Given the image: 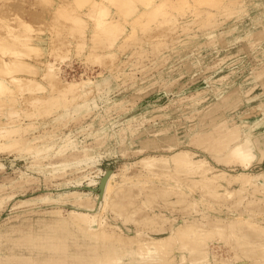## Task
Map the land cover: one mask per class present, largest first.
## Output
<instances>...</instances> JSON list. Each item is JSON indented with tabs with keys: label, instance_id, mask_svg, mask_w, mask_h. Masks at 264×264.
<instances>
[{
	"label": "rangeland",
	"instance_id": "obj_1",
	"mask_svg": "<svg viewBox=\"0 0 264 264\" xmlns=\"http://www.w3.org/2000/svg\"><path fill=\"white\" fill-rule=\"evenodd\" d=\"M146 1L147 8L138 4L141 7L137 6L138 15L120 16L116 12L124 30L120 29L123 35L118 31L121 37L118 36V40L115 35L117 43L111 40L112 47L108 46L109 41L99 37L91 41L89 22L82 32V29L77 30L78 24L75 28L65 26L76 17H84L89 6L85 1L0 0V42H5L0 43V77L7 79L12 90L15 88L7 96H0V129L4 127L2 131L12 137L0 140V264H135L137 256L133 247L123 245L133 237L135 229L140 228L133 219L148 221L151 214L161 212L165 214L161 215L164 220L155 219L157 226L172 230L182 219L189 218L191 222L195 216L191 208H168V204L165 206L154 196L156 202H151V196L148 198L144 191L137 192L136 186H130L129 195L122 199L108 196L110 199L105 204L107 199L100 196L105 173L109 170L117 174L115 187L124 182L139 185L141 181L140 186L154 184V189L177 184L179 175L176 174L192 175L190 182L181 181L179 185L198 200L203 182L196 173L188 169L178 172L161 164L143 166L151 155L165 153L163 157H168L174 150L162 147L168 141L171 148L177 145L176 149L191 150L213 165L222 162L219 168L236 166L234 171H239L246 166L254 174L264 172L261 148L256 150L257 156L253 159L235 161L230 154L225 155L223 150L226 149L221 152L222 147L216 148L208 140L210 135L219 133L223 124L228 125L230 119H233L229 124L231 129L225 126L224 132H230L228 136L232 138H226L232 142L243 141L249 134L255 144V135L264 132V0H164V4L163 0ZM152 8L156 13L154 17ZM145 9H150V13L146 11L151 17L149 20L152 19L148 24L145 21L149 17L143 15ZM162 9L169 10L167 16L160 15L158 11ZM196 9L204 11L191 15ZM206 11L208 14L204 13ZM141 15L147 19L138 18ZM143 22L145 24H141ZM135 23L138 24L136 30L132 27ZM2 49L14 50L4 53ZM16 49L25 55L19 56ZM11 57L23 59L24 66H15L9 60ZM49 62L55 66L51 70L47 67ZM27 65L32 66L35 73ZM8 68L15 69L10 75L19 82L15 78L13 83L9 74H4ZM14 73H18L21 80ZM30 81L43 82L48 92L33 95L19 90L20 83ZM236 91L242 94L241 102L228 106L235 98L230 102L225 98ZM55 98L62 100L61 103ZM49 101L54 102V106H47ZM229 109L232 111L228 112ZM201 123L205 125V133L193 135ZM17 128H21L19 135ZM174 129L178 131L174 133ZM166 130L171 132L167 138ZM13 139H21L20 144H14ZM212 148L215 149L212 151ZM257 185L258 189L251 195L262 198L257 202L245 199L246 192L254 189L248 186L243 190L242 199L234 195L221 199L218 205L228 207V215L233 216V206L241 204L245 216L251 221L261 220L264 225V188L259 182ZM77 191L93 202L92 215L94 223L99 225L97 228L107 223L123 233L106 241L87 227H78L72 222L69 217L75 210L71 193ZM206 200L213 203L211 198ZM152 203L156 204L154 209H150ZM207 204H199V207ZM159 216L153 214L152 217ZM99 220L105 222L101 224ZM161 221L165 223L159 225ZM105 232L102 234L111 233ZM214 235L209 241L212 258L226 256L229 263L237 264L233 258L242 252L234 248L233 237ZM249 240L260 239L251 237ZM118 258V263H111Z\"/></svg>",
	"mask_w": 264,
	"mask_h": 264
},
{
	"label": "bare ground",
	"instance_id": "obj_2",
	"mask_svg": "<svg viewBox=\"0 0 264 264\" xmlns=\"http://www.w3.org/2000/svg\"><path fill=\"white\" fill-rule=\"evenodd\" d=\"M81 1H85V2H87L86 5H89L87 10L85 11L84 17L83 16L82 17L74 16L76 18L72 19V21L70 23H66L65 26H72L73 27V25H74V28H75V25L78 24V27H76V28H77V30H81L82 29L81 30V32H82L83 29L86 28V26H87V24L89 22L91 24V28H92V31H90L91 39H93L95 37H99L103 41L104 40L105 41H109L108 42L109 43L108 46H112L113 47V45H114L113 42L114 41L116 42L115 38L117 37V40H118V36L120 37V35L117 34L118 31L120 29L122 31L124 30V28H121L122 24L119 25L120 22H118V20L116 18L117 15L115 16L116 12H117V14H120V16H121V14L122 15L126 14L128 17H129V14H131V15L134 14L135 15L136 12L139 9L138 7H140L138 4L141 3V6H142V4L144 5L146 0H81ZM165 1L168 2L169 0H165ZM181 1H183V0H181ZM152 2H154V0ZM184 2H186V1L184 0ZM164 3L165 2L163 0V4ZM145 4L147 5V1H146ZM163 4H161V5H163ZM182 4H183V2H182ZM185 4H188V2L185 3ZM144 7H145V5H144ZM154 7L156 8V6H153V8ZM162 7L163 6H161V8ZM164 7H165V5H164ZM145 8H147V7H145ZM148 8H149V6H148ZM153 8H152V10H153ZM175 8H173V9H175ZM149 10L145 9V12L146 11L149 12ZM154 10L152 11L153 13L151 12V14H153V16L150 14V16H152V17H154L155 14H156L154 12ZM198 10L196 9L195 11H191V15L192 14L194 15L196 13L204 11L203 9L201 11H198ZM73 11H74V9H73ZM168 11L169 10L165 9L163 11H158V12L160 13V15L162 13V16H164V15L167 16L168 13H169ZM143 12H144V10H143ZM143 12H142V14H143ZM204 13L208 14V11H206ZM209 13H210V11H209ZM140 14H141V12H140ZM64 15H66V14L64 13ZM67 15H66V17L68 18L69 15L68 16ZM75 15H76V13H75ZM136 15H138V14H136ZM143 15H146L147 18L149 17V14H147V12H146V14L144 13ZM143 15L138 16V18L141 17L140 19H143V18L145 19L146 17L145 16L143 17ZM150 18L151 17H149L148 20L145 21V22H147L146 24H148V23H150V21H152V19L149 20ZM155 18H153V20ZM134 19H136V18H134ZM167 20H169V19H167ZM119 21H121V20H119ZM145 22H143L141 24H145ZM122 23H123V21H122ZM138 24L135 23V25L132 26L134 30L137 29L136 25H138ZM122 27H123V25H122ZM74 30H76V29H74ZM122 31H121V34H122ZM116 34H117V36L115 37ZM90 35H89V38H90ZM134 35H130V37H134ZM85 38H87L86 34H85ZM122 38H124V37H122ZM111 40L113 42H111ZM91 41L94 42V39L91 40ZM0 43L3 44L5 42L1 41ZM9 50L12 51L14 49H8V50L2 49V51L4 53H6V52L9 53ZM11 51H10V54H11ZM16 51H17V49H16ZM18 52H19V50L17 51V53ZM20 54H23V53H21V51H20L18 53V55L22 56ZM14 55H17V54H14ZM23 55H25V54H23ZM17 58H18V56H17ZM17 58L16 59L12 58V59H9V60H12L15 66H17V65H20V66L23 65L24 66L23 59L20 60L21 58H19V59H17ZM6 60H5V62L7 63L8 61H6ZM24 60L26 61V59H24ZM26 62H25V64H27ZM52 64H53V62H49L47 64L48 70L49 69L50 70L53 69L54 64L53 65ZM10 65H12V63ZM27 66H29V65H27ZM7 67H9V66H7ZM31 67H30V69L32 71ZM17 68H19V67H16L15 69L17 70ZM24 68H26V67H24ZM15 69L13 68V70H12V69L8 68V69H6L8 71L4 72V74L5 73L9 74L11 80L12 79L15 80V78H16L17 82H19V79L17 77L14 78L12 75H10V73L12 71L14 72ZM19 69L22 70V68H19ZM22 71H21V74H22ZM32 72L35 73V69H33ZM1 73H2V70H1ZM19 73H20V70H19ZM25 73H27V72L25 71ZM4 74H2V76ZM17 74L14 73V75H17ZM21 74H20V76H21ZM25 76H24V78H26ZM43 77H41V78H43ZM5 79H3V77H0V96H2V97L4 95L7 96L8 93L13 92V90L15 89L14 88L12 90L13 86L12 87L9 86L7 84V79L6 80ZM35 79H36V77H35ZM35 79H34V81H35ZM44 79L47 80L46 77ZM48 79H50V78H48ZM14 80H12V81H14ZM20 80H21V78H20ZM84 80L86 81L87 79H84ZM91 80H93V79H91ZM31 81H30V83H27V84H25V82L24 83H20L21 86L19 85V87H20L19 90L21 91V90L24 89V91L33 93V95H35L37 93H39V94L41 93L42 94L43 91L48 92V91L45 90L46 89L45 88L46 84H44L43 82L39 81V82H36V83H34V82L31 83ZM15 82L16 81H14L13 83H15ZM54 83H56V82H54ZM54 87H56V86H54ZM59 88H61V87H59ZM30 93H28V94H30ZM40 96H42V95H40ZM53 96H55V94ZM57 96H59V95H57ZM51 98H53V97H51ZM253 98H255V97L253 96L249 100L251 101ZM36 99L38 100V98L35 97L34 100H36ZM42 99H41V101L46 100V99H43V100ZM58 99H56V100L59 101ZM232 99H234V101H231ZM47 100H49V98ZM225 100H227V102L231 101L230 102L231 104H228V106L229 105L231 106L232 103H235V104L236 103H240L241 100H242V94L240 93V91H236L234 93H230L229 95H227ZM0 101H1V99H0ZM53 101H54V99H53ZM61 101H59V102L61 103ZM31 102L33 103L32 100H31ZM48 103L49 104L47 106H49L50 104L52 105L54 102L50 103V101H49ZM60 103H59V105H60ZM53 106H54V104H53ZM38 108H39V106H38ZM230 110L231 109H229L228 112L232 111V110L231 111ZM198 111H200V110H198ZM9 113H11L10 115H12V112H9ZM14 113L15 112H13V114ZM10 115H7V116L9 117ZM229 121L231 122V121H233V119L232 120L230 119ZM223 122L226 123V122H228V120L226 122L223 120ZM230 122H229V124H230ZM229 124L228 125H227V123L223 124L224 125L223 128H225V126L228 127ZM238 124H239V122H238ZM223 125H221V126H223ZM10 126L11 125H9V127ZM199 126H201V127L199 128V130H195L193 132V135L202 136L205 133V131H203V127L205 125L201 123V124H199ZM12 127H14V125ZM221 128L218 130L219 133H216V135H210V137H208V140L216 148H221L222 147L221 148V152H222L223 149H226V150H223V152L225 151V155L226 156H227V154H230L231 155V159L234 158L232 160L236 161V159H239V158H241L242 160L244 159V161L246 159L250 160V159H253V157L257 156L256 155V150H260V148H261V151L262 150L264 151V132H262L261 134L259 133L258 135H255L256 136L255 144L252 143L253 139L251 140V138H250L251 136L249 134L246 135L245 140H243V141L241 140L242 142L241 141L240 142L239 141L236 142L235 140H233V142L235 141L233 143L232 139L231 140H227L228 138H226V136H228L230 134V132H228V133L224 132V131H226V128L223 131H222L223 128L222 129ZM230 129H231V127H230ZM2 130L5 131L4 127L2 128ZM2 130L0 129V140H1V138H5V137L6 138L8 137V139L12 138V137H10L11 135L8 136V134H7L8 132L5 133ZM19 130L17 128V132ZM177 131L178 130H176V129L173 130L174 133H176ZM230 131H232V130H230ZM13 132H15V131L13 130ZM19 132H18V135H19ZM225 133H227V135ZM169 134H171V132L168 131V130H166L164 132V135H165L166 138L169 137ZM223 136L225 138H223ZM230 136H231V134H230ZM230 136H228V137L232 138ZM13 137H15V135ZM13 140H12V142H13ZM19 141L21 142V139L18 140V141L14 140L13 143L15 144L17 142L18 144H20ZM9 142L10 141H7V143H9ZM12 142H10V143H12ZM188 143H190V142H188ZM2 144H4V143H2ZM18 144H16V145H18ZM6 145L7 144H5L4 146H6ZM10 145L8 144V146H10ZM162 147L163 148H167L168 150H171V149H174V150L167 155L168 157H163V156H165V153L164 154L163 153H160V154L158 153V154H155V155H151L149 160H146L145 161V165L143 164V166L151 165V166L155 167V165L157 166L158 164H161L160 166H162V167H171V169L172 168H176L178 172H180L181 169L191 170L190 173H196V175H198V177H202V179H200V180H202L203 184L201 183L202 185H200V187H199V189L201 190V191L199 190L200 194H201V198H199L198 200L194 199V198H191L189 193L187 191L183 190L180 187V185H179V183L181 181L184 182V183L185 182L186 183L190 182L192 175H185V174L181 175V173L180 174H176V176L179 175L177 177L178 180L176 179L178 181L177 184H171V185H168V186L165 185V186H161V187L157 186L156 189H154L155 187L152 186L154 184H152L151 186L150 185L146 186V187H145V185L144 186H142V185L140 186L141 181H138L140 183L139 185H138V183L137 184L135 183L136 185H133V183H131L132 185H129L130 183H128V182H124L122 184L121 181H120L121 185H119V186L117 185L118 187L116 186L117 187L116 188L114 185L116 183V175L117 174H115V172H113V171H109L108 170V172L105 173L104 185H103V189H102L103 190V194H100V196H102V198L104 200L107 199V201L105 200L106 202L104 201L105 204L108 202V199H110V198H108V196H110V195H112V197H117V199H120V198L122 199L124 197H127L129 195L128 192H130V190L132 189V188L129 189V187L131 186L133 188L137 187L136 188L137 192L144 191L148 198L151 196L150 199H149V200H151V202H156V200L153 199V196H154L156 198H159L161 200V202L165 206L168 204L167 205L168 208H169V206H171L172 208H173V206H176V207L180 206V208H184V209L191 208L192 213H194V216H195L194 219L191 222L189 221V218H187L185 216L187 219H182L183 220L182 223L179 224V225H176V227L173 228L172 230L169 229L168 227H164V226H160L159 227V226H157L158 222H156L157 220H155V219L161 220L162 219L161 217H164V216H161V215L164 214V213L161 214V212H156V214L152 212L154 215H157V216L160 215L159 216L160 218H153L152 217L153 214H151L152 216H149L147 218L148 221L147 220L144 221V219H141V220L133 219L134 223L138 224L137 227H140V228L135 229L134 233L132 234L133 237L130 239V240H132V242L130 240H126L125 244H123V245L124 246H128V247L129 246L133 247V249L135 251V256H137V258H136L134 263L135 264H213V263L214 264H231V263H229L227 258L225 259L226 256L225 257L221 256L220 258H218V257L216 258V256H217L216 255V256H214V258H212L211 254L213 253V250H212V253H210V248H209V247H211V246H209L210 245L209 241L213 238L214 234H217V235H219V234H222V235L223 234H228L229 236L231 235L233 237L232 239H234V241H236V242H234L235 243L234 244V246H235L234 248L237 247L239 249V251L242 252L240 256L235 254V255L238 256L237 257L238 259L236 258L237 260L235 258H233V256L232 257L230 256L231 259L233 258V260L237 261V264H264V225L262 223H260L262 221L261 220H260V222L259 221H254V220L251 221L250 217L248 218L247 216H245V212L246 211L243 208V206H241V204H236V205L233 206V208H232L233 211H234L233 216H229L228 215V211H227L228 207L222 208L221 205H218L219 202H222L221 199L228 198V197H233L234 195L242 199L243 197H245V194H244L245 190L244 189L247 188L248 186H253L254 189L250 193L246 192V195H248V196H247V198L245 197V199H247V201H249L250 203H255V202L258 201V199H262V198H259V197H256V196H251V195H254L255 194L254 191L258 189V185H257L258 182L261 183L263 185V188H264V172H260L258 174H254L251 171H249L248 168H246V166L245 167H240L241 170H239V171H234V170H236V166L231 167V166L225 165V167H228L229 169L219 168L218 166H222V165H220V164H223L222 162H217L215 165H213L211 162L207 161L206 159H200L199 156H197V153H195V152H193L191 150L184 149V148H181V147H179V149H176L177 145L174 148H171L172 144H169V141H168V143H166V145H162ZM213 149H215V148H212V151H213ZM163 151H165V150H163ZM218 151H220V150H216V152H218ZM261 151H260L261 155L264 154V153H262L263 151L262 152ZM212 154L215 155V153H212ZM159 155H162V156L160 157ZM229 156H227V157H229ZM146 158H148V157H146ZM231 159H230V161H232ZM198 160H201V162L198 161ZM244 161H243V163H244ZM171 169H169V170H171ZM183 172H184V170H183ZM122 174H124V173H122ZM122 180H125V179H122ZM138 189H139V191H138ZM148 189H150V190H148ZM71 195L74 198L73 199V204H74L73 209L75 211H71L73 213L70 215L69 218L72 220V222L77 224L78 227L79 226H83V227L85 226L90 231L92 230L94 232V234L97 235L98 237L105 238L106 241L110 240V238L115 236V234L117 236L120 235L121 232L119 233L118 231H120L121 229L118 228V227L112 226L110 224L104 223L105 220H103L104 222L101 220L104 223L103 227L101 225L103 223H101L100 220H99V222L101 223L100 224L101 228L100 229L97 228L99 225H97V223H94L95 222V217H93V215H92L93 212H94V207H93V202L90 200V198H88V197L84 198L85 197L84 194H82V193H80L78 191L77 192H72ZM220 196H221V198H220ZM263 197H264V195H263ZM206 198H211L213 200V203L209 202V200H206ZM146 200H147V198H146ZM149 200L147 202L151 203ZM234 200L238 201L237 199H234ZM114 202H115V199L113 198V200H112L113 205L116 204V202L115 203ZM142 202H144V201L142 200ZM205 202H208V204H207L208 206L204 205L203 206L204 208L199 207V204L202 205ZM169 203H171V204H169ZM155 205L156 204H154V203L150 204V207H151L150 209H154ZM180 208H178V209H180ZM205 208H208L210 211H206V212L202 211V209L205 210ZM188 212H187V214H188ZM212 212H215V214H211ZM230 212L232 213V210H230ZM147 213L149 214V212H146L145 214H147ZM190 213H191V211H190ZM69 214H68V216H69ZM166 217H165V219L167 220ZM140 218H142V217H140ZM162 220H164V219H162ZM161 222H163V223H161ZM161 222H159L160 223L159 225H161V224L163 225L165 223L164 221H161ZM169 223H167V224H169ZM95 229L96 230L99 229V231L98 230L96 231ZM107 230L111 231V233L103 235L102 231L105 232ZM129 236L130 235H128L126 237L128 238ZM251 237L256 238V239L259 238L260 240H258V241H256V240L250 241L249 239ZM124 239H122V240H124ZM234 248L232 247V249H234ZM235 250H237V249H235ZM230 258H228V259H230ZM78 261H80V260H78ZM119 261H120V259L118 258V259L112 261L111 263H118Z\"/></svg>",
	"mask_w": 264,
	"mask_h": 264
}]
</instances>
